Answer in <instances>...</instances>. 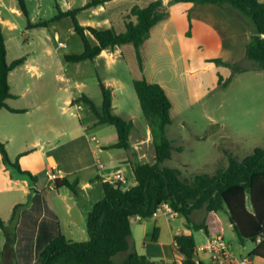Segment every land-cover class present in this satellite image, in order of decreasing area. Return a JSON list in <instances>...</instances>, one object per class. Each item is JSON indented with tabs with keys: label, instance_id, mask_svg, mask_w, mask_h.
Returning a JSON list of instances; mask_svg holds the SVG:
<instances>
[{
	"label": "trees",
	"instance_id": "obj_1",
	"mask_svg": "<svg viewBox=\"0 0 264 264\" xmlns=\"http://www.w3.org/2000/svg\"><path fill=\"white\" fill-rule=\"evenodd\" d=\"M110 0H89L81 7L62 10L54 1L56 14L49 20L32 23L28 19L26 0H17L18 7L27 19L29 28L47 27L50 21L68 17L73 31L80 37L82 50L78 53H64L66 62L93 60L102 50L113 49L123 44L134 48L138 68H143L141 46L148 39L151 28L165 20L169 15V6L175 3L190 2L194 4L210 3L218 5L234 14L241 20H249L253 29L245 46V59L251 61V67L241 62L226 63L220 58L211 59L217 65L230 69V74L223 78L218 74V84L227 86L232 76L250 69L264 70V2L259 0H151L146 5L134 4L129 9L125 20V29L121 32L113 27L97 28L82 25L76 14L89 7L103 5ZM135 20H131V17ZM25 55L8 62L6 45L0 23V109L10 112H24L23 109L10 107L6 100L13 97L8 82L9 72L22 64ZM101 91L99 106L85 93L71 100V103L85 105L98 124H110L117 133L116 142L105 148L129 149V134L133 128L131 119H125L113 112L112 89L99 78ZM132 85L137 96L142 115L150 131L155 152L152 163L129 160L136 180V185L122 190L119 181L101 182L103 196L95 201L87 211L86 230L88 239L74 241L67 239L61 232L53 237L39 253L38 264H112L113 257L125 253L120 264H146L147 258L139 255L130 246L131 219L149 218L162 203H166L173 212L184 217V226L191 230H207L204 221L194 223L191 212L204 207L206 211H224L232 230L241 244L246 241L255 243L251 255L264 259V148L255 147L243 158L227 154L226 166H217L214 174L196 173L188 180L181 178L177 168L161 165L171 157L174 147L167 135L171 124L172 102L164 88L157 82L148 81L145 77L133 78ZM2 162L18 174L26 176L31 182L36 178L31 172L22 170L16 157L10 160L5 143L0 140ZM54 187H66L78 195L77 181L66 177H54ZM35 189V188H34ZM25 204L14 205L8 220L0 218V229L4 236L1 250L2 264H15L14 246L16 226L19 213ZM259 240L257 241V238ZM156 239V235H154ZM175 247L182 259L176 264H202L196 258V244L193 235L178 234L174 236Z\"/></svg>",
	"mask_w": 264,
	"mask_h": 264
},
{
	"label": "crops",
	"instance_id": "obj_2",
	"mask_svg": "<svg viewBox=\"0 0 264 264\" xmlns=\"http://www.w3.org/2000/svg\"><path fill=\"white\" fill-rule=\"evenodd\" d=\"M117 1L119 0H110L103 5L89 8L94 12L105 13L109 4ZM149 1L151 0H148L144 5ZM162 1L167 4L169 0ZM259 1L264 2V0ZM21 13L17 0H0L2 30L4 26H10V23L13 22L11 20L18 18ZM131 20L134 21L135 18L132 16ZM26 28H29L28 25ZM252 29L251 23L241 20L218 5L181 2L169 6L168 17L151 28L150 35L143 45L151 40L168 38V36L171 37L170 41L163 39L168 45L177 39L180 42L185 72L197 75L198 73L202 74L204 70L215 71L217 76L220 74L226 78L230 74L228 68L217 65L211 59L220 58L226 63H234L243 59L245 46ZM62 44L65 46L64 43ZM114 48L102 50L94 59L105 55L110 56L111 53H107ZM12 60L7 59L8 62ZM17 68L27 72L37 69L32 63H29L28 54H25L22 64L9 72L8 79L11 72ZM9 86L13 97L8 98L6 103L12 108L23 109L24 112L0 109V140L5 143L11 161L18 157L22 170H27L32 175L41 172L44 181L41 182L37 178L35 182H31L26 176L20 175L11 167L6 166L0 155V218L8 220L14 205L25 204L20 210L16 226L15 264H38L41 249L58 232L74 241L88 239L87 211L95 201L103 196L101 182H111L115 175L119 174L120 188L122 190L130 189L136 185V180L129 160L152 163L155 160V152L147 124L145 128H142L144 124H138V121L135 123L132 121L129 149L105 148V146L116 142V130L111 135L106 132V128L100 127V125L110 124H98L95 119L87 121L85 124L80 123L76 127H69L66 139H61V141L60 135L64 131L61 132L59 127H55L54 122L50 120L52 117L46 112L44 104L46 101L40 100L38 96L35 97L36 95L29 94V92H12L10 82ZM77 96L78 94L74 95L72 99ZM21 97H27V100H23L26 105H14V102ZM71 100L70 104H72ZM112 107L114 112L115 105L113 103ZM21 117L28 120L23 125L20 122ZM92 128H97L98 132L100 130L101 140L92 132ZM25 130H31L34 136L29 137ZM179 147H181V151L182 146ZM48 169L52 171L54 177H66L69 181L76 180L79 188L77 196L81 198V201H78L76 195L66 187L55 188L53 181H50L46 175ZM201 209L203 211L201 218L205 215L201 221H204L207 230H197L204 231L205 236L203 237L204 242L201 245H196V258L202 264H210V258L204 245L212 234L220 233L224 237L219 215L225 212L221 210L206 211L204 207L195 209L190 215L194 223L200 222L194 217H197L196 213ZM225 215L227 216L226 213ZM182 233H191L196 244L193 230L184 226V217L180 213L173 212L166 204L149 218L139 220L138 217H133L131 219L129 243L139 255H144L154 264H176L181 261L182 257L175 247L174 236ZM154 235H156V239H154ZM231 236L232 241L226 240L230 246L231 260L224 264H239V260L243 257H248L246 264H264V259L251 255L255 243L250 247L245 243L241 244L233 230ZM3 243L4 236L0 229V252ZM117 255L119 257L117 264H120L125 253L116 254L112 259V264ZM0 264H2L1 253Z\"/></svg>",
	"mask_w": 264,
	"mask_h": 264
},
{
	"label": "rangeland",
	"instance_id": "obj_3",
	"mask_svg": "<svg viewBox=\"0 0 264 264\" xmlns=\"http://www.w3.org/2000/svg\"><path fill=\"white\" fill-rule=\"evenodd\" d=\"M54 1L27 0L30 22L51 19L56 14ZM56 1L62 10H66L81 7L89 0ZM147 1L119 0L110 3L105 13L88 8L79 11L76 19L82 25L113 27L118 32L123 31L128 8L134 4L144 5ZM11 21L10 26L6 25L2 30L7 59L28 54L29 63L37 67L33 72L19 68L11 72L8 79L11 90L29 92L46 101L44 104L46 112L52 117L50 120L61 132L64 131L60 140L66 139L69 127L95 119L85 105L70 104V100L76 94L85 93L99 106L101 91L98 78L112 88L114 112L121 117L131 118L134 123L138 121V124H144L142 128H145L146 121L132 85L133 78L145 77L159 83L171 99V124L167 127V135L173 146H182V150H172L171 157L161 165L177 168L182 179L188 180L196 173L214 174L217 166H226L227 154L243 158L255 147L264 148L263 69L235 74L227 86L221 87L215 71L204 70L197 75L185 72L180 42L175 39L172 44H166L163 39L170 41L169 36L143 45V70L138 68L131 44L118 46L108 51L110 56L105 55L93 61L66 62L64 53L82 50V42L73 31L70 18L50 21L47 27L33 28H26L27 19L22 13ZM245 21L251 23L247 19ZM59 42L65 46L59 45ZM238 62L251 67V61L245 57ZM23 100H27V97H21L14 105H26ZM21 118L22 125L28 121ZM100 127L106 128V132L111 135L115 133L112 125ZM25 131L29 137L34 136L31 130ZM92 132L101 140L100 130L98 132L94 128ZM34 176L44 181L41 172ZM76 197L81 201L79 196ZM196 214L194 219L197 221L205 217L201 218L202 209ZM219 218L225 240L232 241V229L227 216L220 213ZM193 233L196 245H201L204 231L193 230ZM245 244L250 247L253 242L246 241ZM118 258L117 255L113 264L118 263Z\"/></svg>",
	"mask_w": 264,
	"mask_h": 264
},
{
	"label": "built area",
	"instance_id": "obj_4",
	"mask_svg": "<svg viewBox=\"0 0 264 264\" xmlns=\"http://www.w3.org/2000/svg\"><path fill=\"white\" fill-rule=\"evenodd\" d=\"M59 45L64 46L62 43H59ZM46 175L50 181L54 178L52 171L49 169L46 170ZM119 178L120 175L116 174L115 178L111 182H116ZM164 205H166V203H162L153 214L164 207ZM258 240L259 237L257 238V241ZM204 249L209 255L210 264H224L228 260H231L230 246L220 233L210 235L204 245ZM247 262L248 257H243L239 260V264H246Z\"/></svg>",
	"mask_w": 264,
	"mask_h": 264
},
{
	"label": "water",
	"instance_id": "obj_5",
	"mask_svg": "<svg viewBox=\"0 0 264 264\" xmlns=\"http://www.w3.org/2000/svg\"><path fill=\"white\" fill-rule=\"evenodd\" d=\"M146 264H154V262L147 260Z\"/></svg>",
	"mask_w": 264,
	"mask_h": 264
}]
</instances>
